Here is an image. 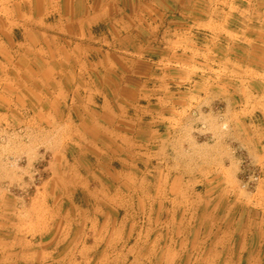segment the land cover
<instances>
[{"label":"rangeland","instance_id":"rangeland-1","mask_svg":"<svg viewBox=\"0 0 264 264\" xmlns=\"http://www.w3.org/2000/svg\"><path fill=\"white\" fill-rule=\"evenodd\" d=\"M0 264H264V0H0Z\"/></svg>","mask_w":264,"mask_h":264},{"label":"crops","instance_id":"crops-1","mask_svg":"<svg viewBox=\"0 0 264 264\" xmlns=\"http://www.w3.org/2000/svg\"><path fill=\"white\" fill-rule=\"evenodd\" d=\"M88 2H86L85 5V14L84 16L89 17L90 14L86 15V11H87V7L89 9H93L94 10V16L90 17L91 21H94L95 24H97L98 22H101V14L104 10L108 11L111 7L107 6V7H100L99 6H87ZM103 10V11H102ZM102 11V12H101ZM101 12V13H100ZM86 20L88 21V19L86 18ZM77 38V37H76ZM80 38V37H79ZM83 38V37H81ZM77 45V43H75ZM100 66H102L101 64V59H100ZM109 114H105L104 113H97L96 115L93 114L91 115V117L87 116L83 119V117L81 118L80 122V126L82 128V130L80 131L84 137H91L93 139H95V146L98 147L99 143L98 142V137L101 135L102 136V129H108L110 128L112 125H107L108 120H109ZM84 122V123H83ZM113 123H115V121H113ZM88 124V125H87ZM106 125V126H105ZM88 126H90V129H88Z\"/></svg>","mask_w":264,"mask_h":264}]
</instances>
